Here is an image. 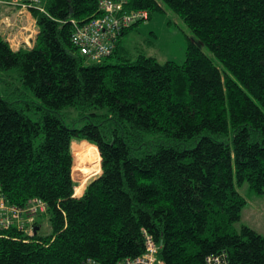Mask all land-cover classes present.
Masks as SVG:
<instances>
[{"label": "trees", "instance_id": "obj_1", "mask_svg": "<svg viewBox=\"0 0 264 264\" xmlns=\"http://www.w3.org/2000/svg\"><path fill=\"white\" fill-rule=\"evenodd\" d=\"M163 4L194 33L182 64L123 48L139 21L86 65L73 21L101 15L99 0H42L32 47L13 49L0 30V70L22 79L0 89V183L13 205L47 206L33 236L0 231V264H116L144 253V230L165 264L216 254L264 264V235L234 228L247 203L237 186L264 190V0H129L126 10L150 20ZM71 107L82 126L65 122ZM76 141L97 149L102 170L79 197Z\"/></svg>", "mask_w": 264, "mask_h": 264}, {"label": "rangeland", "instance_id": "obj_2", "mask_svg": "<svg viewBox=\"0 0 264 264\" xmlns=\"http://www.w3.org/2000/svg\"><path fill=\"white\" fill-rule=\"evenodd\" d=\"M163 7L164 10L162 11L153 12L150 20L140 23V25L125 34L121 44L122 47L131 54L140 51L143 54L155 56L160 62L173 60L182 64L186 60V50L188 46L187 38L194 37V33L178 14L168 9L165 4H163ZM17 19L19 20V26L13 24L8 26L9 29L12 28L13 34H15V36H13L16 37L17 41H20L21 45L23 41H26L24 39H27V36L32 35L33 38L35 37V27L31 18L21 19L18 17ZM1 20L0 18V21ZM2 34L7 39V36L11 35L12 32L9 30L8 33L2 32ZM13 36H10V38L12 39ZM203 50L205 53L212 56L207 47L203 46ZM93 63V61L85 59L86 65ZM17 88H22L20 72L17 69L9 71L0 70L1 93L7 96ZM28 114L34 120L41 119V114L39 112L36 113L32 111L28 112ZM63 117L69 126L77 125L80 127L83 124L79 122L80 113L77 108L71 107L64 109ZM89 145L88 142L76 141L72 146V152H74L73 177L78 188L85 185L83 193L88 183L92 179L98 177L102 171L97 149L94 146H92L91 149V145ZM96 158H98L100 170H97L96 167L93 166L92 162ZM237 189L246 198L247 203L243 207L240 220L234 224V228L240 231L243 226H249L258 233L264 235V190L263 192H257L250 187L248 182L238 185ZM81 191L82 188L77 191V194ZM49 231L50 228L47 222H45L41 228V232L48 233Z\"/></svg>", "mask_w": 264, "mask_h": 264}, {"label": "built area", "instance_id": "obj_3", "mask_svg": "<svg viewBox=\"0 0 264 264\" xmlns=\"http://www.w3.org/2000/svg\"><path fill=\"white\" fill-rule=\"evenodd\" d=\"M128 2L129 0H99L101 15L82 25L73 21L74 29L71 39L81 55L90 61H102L115 51L117 38L126 28L139 21L149 19L147 10H126ZM0 4L19 9L21 15L30 12L32 8L46 13L42 0H0ZM28 37L30 39L31 35ZM8 42L11 47L21 46L20 41H17L14 36L12 39L9 37ZM46 211V203L40 198H33L21 207L11 204L0 183V231L17 228L19 231H24L33 236L34 224L40 215ZM143 236L144 253L136 257L124 258L116 264H165L159 257L163 244H157L146 230L143 231ZM81 264L101 263L89 258ZM206 264H229V261L227 255L216 254L208 256Z\"/></svg>", "mask_w": 264, "mask_h": 264}, {"label": "crops", "instance_id": "obj_4", "mask_svg": "<svg viewBox=\"0 0 264 264\" xmlns=\"http://www.w3.org/2000/svg\"><path fill=\"white\" fill-rule=\"evenodd\" d=\"M18 17H20L21 19H24V18H28V19H32V23L33 24H35L34 25V33H35V37L34 38H32V35H31V38L29 39V37L27 36V39H24V40H26V41H23L22 42V44H21V47H24V46H29V47H32L33 45H34V42H35V38H36V35H37V33H38V25H37V22H36V19L34 18V16H33V14H32V11H30V12H28V13H26V14H24V15H21L20 13H19V9H17V8H15V7H9V6H5V5H2V4H0V18L2 19L1 21H0V26H1V28H0V30H1V32H3V33H8L9 32V30H10V32H12V34L11 35H8L7 36V40H8V38L10 37V36H15V34H13L14 32H13V30H12V28L11 29H9V26L10 25H18L19 26V20L17 19ZM9 25V26H8ZM23 28H25V27H23ZM30 36V35H29ZM16 38V37H15ZM32 42V43H31ZM14 43H15V41H14ZM30 43H31V45H30ZM16 46V47H15ZM15 46H13V47H15V48H13V49H15V50H17V49H19V48H21L19 45H15ZM89 144V143H88ZM88 146V145H87ZM90 146V145H89ZM86 147V146H85ZM84 149V148H83ZM91 149H92V146H91ZM93 166L94 167H96V169L97 170H99V161H98V158H96L93 162ZM90 165V164H89ZM85 186V185H84ZM84 186H82V187H76V195H78V196H80V195H82V193H83V190H84ZM80 188H82V191L80 192V193H78L77 194V191L80 189Z\"/></svg>", "mask_w": 264, "mask_h": 264}, {"label": "water", "instance_id": "obj_5", "mask_svg": "<svg viewBox=\"0 0 264 264\" xmlns=\"http://www.w3.org/2000/svg\"><path fill=\"white\" fill-rule=\"evenodd\" d=\"M71 55H72V56H75V54H73V53H72ZM36 231H37V229H36Z\"/></svg>", "mask_w": 264, "mask_h": 264}]
</instances>
